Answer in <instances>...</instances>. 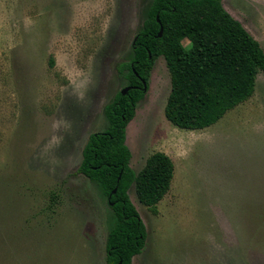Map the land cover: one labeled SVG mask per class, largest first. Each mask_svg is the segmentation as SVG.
<instances>
[{"label":"rangeland","instance_id":"1","mask_svg":"<svg viewBox=\"0 0 264 264\" xmlns=\"http://www.w3.org/2000/svg\"><path fill=\"white\" fill-rule=\"evenodd\" d=\"M221 1L264 51V0ZM149 2L0 0V264H105L112 214L77 169L89 136L107 126L105 105L126 87L121 67ZM169 91L160 56L125 144L135 173L162 152L174 174L156 215L128 191L146 229L132 264H264L263 76L200 131L167 121Z\"/></svg>","mask_w":264,"mask_h":264},{"label":"trees","instance_id":"2","mask_svg":"<svg viewBox=\"0 0 264 264\" xmlns=\"http://www.w3.org/2000/svg\"><path fill=\"white\" fill-rule=\"evenodd\" d=\"M134 39L129 60L121 67L126 87L132 88L105 105L107 126L89 136L77 169L98 187L112 214L105 264H132L145 246L146 229L129 198L130 188L138 203L156 215L173 179V162L162 152L148 156L135 173L125 144V129L145 94L154 61L160 56L165 61L170 91L164 116L180 130L214 125L253 95L259 73L264 78L263 49L221 0H150ZM183 40L190 43L188 48ZM49 65H54L52 58ZM53 210L50 204L47 211Z\"/></svg>","mask_w":264,"mask_h":264},{"label":"water","instance_id":"3","mask_svg":"<svg viewBox=\"0 0 264 264\" xmlns=\"http://www.w3.org/2000/svg\"><path fill=\"white\" fill-rule=\"evenodd\" d=\"M156 20H157V22H158V18H156ZM161 35H162V28H160L157 37L160 38ZM134 40H135V39H134ZM133 43H134V41L132 42V44H133ZM129 89H130V87H125V88H123V89L120 91L121 95H122V96L126 95V93L129 91ZM115 191H116V190L114 189V190L112 191V194H114Z\"/></svg>","mask_w":264,"mask_h":264},{"label":"flooded vegetation","instance_id":"4","mask_svg":"<svg viewBox=\"0 0 264 264\" xmlns=\"http://www.w3.org/2000/svg\"><path fill=\"white\" fill-rule=\"evenodd\" d=\"M145 85V84H144ZM130 88H132V87H130ZM146 90V88H144V91Z\"/></svg>","mask_w":264,"mask_h":264}]
</instances>
